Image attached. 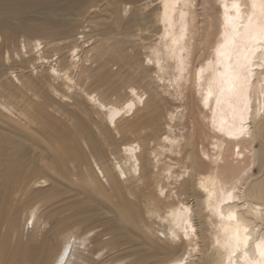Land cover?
<instances>
[{
  "label": "bare ground",
  "instance_id": "bare-ground-1",
  "mask_svg": "<svg viewBox=\"0 0 264 264\" xmlns=\"http://www.w3.org/2000/svg\"><path fill=\"white\" fill-rule=\"evenodd\" d=\"M158 1L153 8L158 37L146 52L144 65L135 60L134 41L129 38L147 37L142 34L147 28L136 23L137 32L125 19L140 9L132 4L135 0L110 2L116 27L103 31V37L91 41V29L71 30L66 37H75L62 53L60 43L52 45L53 54L48 53V42L36 34L23 35L18 44L11 41L0 70V110L17 115L30 129L35 121L42 129L52 130V137H56L53 120L62 123L63 142L58 145L67 147L61 163L24 174L10 194L11 209L5 220L13 232L21 222L13 212L14 204L27 197L21 219L26 218L28 236L17 245L18 264H38L46 242L52 243L46 238L40 250L23 248L40 243L36 236L45 224L40 209L55 198L36 187L49 180L52 187H63L59 178H67L68 163L74 179H86L110 202L106 207L100 203L99 209L115 207L121 221L147 227V234L153 236L149 241L154 243L149 255L160 257L153 264H264V173L258 178L252 173L255 134L264 150V0H214L219 4V19L212 5L198 12L199 0ZM210 49L213 57L207 54ZM99 59L103 61L90 66ZM112 61L120 64L118 70L111 69ZM8 72L14 82L2 80ZM187 89L197 101L196 106L192 100V111H199L201 122L212 133L210 150L202 149L204 164L192 150H182L181 139H186L180 132L182 110L174 114L166 107L168 95L182 101ZM76 103H85L74 111L83 115L65 109ZM44 108L59 115L51 117ZM17 131L18 137L47 152L33 140L32 132L20 127ZM191 132L186 145H191L194 127ZM3 149L0 188L18 155L10 142ZM176 151L185 158L181 171L166 160L167 154ZM3 193L8 194L1 188ZM77 203L94 201L80 198ZM141 207L146 211H134ZM79 217L87 218V214ZM82 223L70 217L55 224L59 245L49 264H94L106 246H114L110 238L97 250L86 252L94 228L82 231ZM126 234L127 230L119 231L114 237ZM139 257L143 258L135 256ZM122 261L123 257H117L109 264Z\"/></svg>",
  "mask_w": 264,
  "mask_h": 264
},
{
  "label": "rangeland",
  "instance_id": "rangeland-1",
  "mask_svg": "<svg viewBox=\"0 0 264 264\" xmlns=\"http://www.w3.org/2000/svg\"><path fill=\"white\" fill-rule=\"evenodd\" d=\"M130 1L132 0H0V70H2L6 64L4 56L6 55V51L12 46L11 41H15L16 44H18L17 41H20L23 35L26 36L30 33L36 34L40 35L44 41L48 42V45L46 46L48 53H54L52 45L55 43H60L59 45L63 49L59 53H62L66 51V46L69 45V42L75 37H66L71 30L75 29L76 31H79L84 27L91 29L89 32V34L92 35L91 41L103 37V34H101L103 31H107L109 28L114 29V27H116L110 18V2H122L125 4ZM135 1L136 2L132 4L135 5V8L140 9L135 10L137 11V14L134 15V13H131V15H127L125 19L135 31H137L136 23H141L147 28V30L142 33L147 37L135 34L132 38H129L134 41L132 54H134L135 60H139L142 65H144L146 52H148L149 47H151L154 40L158 37V30L156 29L157 23L154 19L153 8L159 1ZM210 5H212L211 7L214 11L215 17L219 19L221 15L219 4L214 0H210V3H206V0H199L197 10L200 12L202 8ZM121 7L123 6L121 5ZM142 39L145 40L143 41ZM127 45L128 44H125L126 47ZM211 51L213 52V50L210 49L207 54L208 56L210 55V57H213L214 53ZM102 61V59L96 60L90 66L94 67ZM110 66L112 70L116 71L119 69L120 64L112 61ZM43 69V67L39 68V72ZM149 73L155 76L154 70H151ZM2 80L5 83L14 82L12 81V76L9 72L2 76ZM171 93H173L172 90ZM185 93V97L182 101L177 100L174 96L166 94L168 95L166 107L168 111L173 112L174 114H176L179 109L182 110L184 117L181 126H179L180 132L183 133L186 138L185 140L183 138L181 139L182 150L183 152L192 150L196 158L204 164L205 162L201 159V157L205 158L202 149L207 151L210 150L212 133L201 122L198 116L199 111L197 109L192 111L193 109H191V105L193 99L190 94V89L185 90ZM72 101L73 100L70 99L68 102L70 103ZM193 102L197 106V101L193 100ZM79 106H81L82 109L85 106V103L82 105L77 103L75 105L71 104L65 109L74 114L77 107L80 109ZM38 108L39 106L36 107L37 111ZM44 109L51 117L59 115L50 108ZM47 112L44 114L48 116L49 114ZM5 113L7 114V112L0 110V136H3L0 138V155L5 153L3 149L5 142H10V144L18 150V155L17 157H14L12 161V167L14 168H11L13 169L11 174H5L9 176H6V181L2 182L4 187H1L8 194H0V264H18L17 261H15V259L18 258L17 245L21 240H25L28 236L27 225L24 228L26 218L21 219V210H23V207L26 205L27 197H25V199H19L18 203L14 204L15 208L13 209V212L16 213V217H18L21 222L19 230L13 232L9 228L8 220H5L8 211L11 209V203L9 201L11 198L10 194H12V190H14L18 184L17 179L21 178L24 174L32 175L38 168L42 170V167L50 170L54 163H61V156L66 152L67 147L64 144H62L63 146L58 145L60 144L59 142H63L61 140V136L63 137L64 135L61 133L62 123L53 120V128L55 129L56 137H52V130L42 129L38 123H35V121L31 122L33 128L30 129L17 118V115L9 116L8 114L5 115ZM162 113H164V111H162ZM75 114L83 115L81 111ZM3 119L7 122H3ZM62 122H64L63 119ZM87 122H89V119ZM17 127H20L26 133L32 132L33 140H38L42 146L46 148L47 152H42L39 149V146L34 145L29 139L27 140L22 136L18 137L16 135L18 132ZM193 127L195 130L193 140L190 142L191 145L187 144V146L185 143L191 135ZM5 132L7 133L5 134ZM64 139H67V137L65 136ZM67 143H69V141ZM254 145L256 146L257 151L256 163L252 173L254 174V177L258 178L264 173V167H262L264 150L262 148L263 142L256 134ZM56 147L59 148L58 152L56 151ZM69 159L71 161V158ZM166 160L174 162L179 171L184 169L183 165L185 158L184 155L178 154V151L167 154ZM4 161H6V159ZM66 162L69 161L66 160ZM67 167V170L65 169L67 178L64 176H60L59 178L63 183V187H52V180H49L41 187H36L40 188L41 192L47 191L44 195L50 194V196L53 195L55 197L52 202L47 203L40 209L43 211L41 221H44L45 223L43 224L44 227L42 226L36 236L40 243L35 246H27L26 244L23 246L25 250L29 251L33 248L40 250L42 249V240L46 238L52 239V243L46 242L48 246L45 247L39 256L38 264H49L52 251L59 245V240L54 237V226L58 221L70 217H78V219L83 222L81 224L82 231H86L89 227L94 228L89 233L90 237L87 241L88 245L86 247V252L88 250H97L99 244L104 240L112 238L115 241L114 246H106V248H104L102 257L94 264L103 261H105L106 264H109L117 257H123L122 264L131 260L134 261H131L130 264H153L155 261H158V258L160 257L149 255L152 252L150 247L152 244L154 245V243L149 241V236H153L147 234V227H143L140 224L128 220L121 221L119 219L121 215L115 207L111 209L109 208L110 210L99 209L101 207H106L105 203L110 202L107 198L97 194V191L86 179H74L71 175V166L69 163ZM4 171L5 169L3 170V173ZM0 174H2L1 167ZM80 177L82 178V176ZM197 178L198 174L195 173V180ZM175 185L176 184H173L172 186ZM80 198L93 199L94 203H86L85 205L81 203L78 204L77 200ZM100 203H102L101 207H99ZM144 210V207H141L140 209L134 208V211L142 212ZM82 213L87 214V218L83 219L79 217L80 215H83ZM76 214L77 216L75 217L74 215ZM146 218L147 213H145V219ZM136 221H140V218L138 217ZM124 230H127L126 235L121 236L120 238L114 237L117 236L119 231ZM144 230L146 233H143ZM145 240L149 243H145ZM90 255H92V253ZM136 255L143 256V258H135Z\"/></svg>",
  "mask_w": 264,
  "mask_h": 264
}]
</instances>
